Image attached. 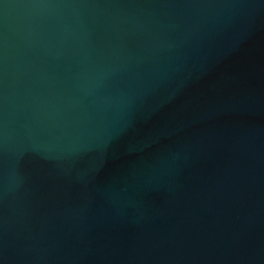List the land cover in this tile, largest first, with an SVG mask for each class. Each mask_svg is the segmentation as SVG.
Here are the masks:
<instances>
[{
	"label": "water",
	"instance_id": "obj_1",
	"mask_svg": "<svg viewBox=\"0 0 264 264\" xmlns=\"http://www.w3.org/2000/svg\"><path fill=\"white\" fill-rule=\"evenodd\" d=\"M0 264H264V0H0Z\"/></svg>",
	"mask_w": 264,
	"mask_h": 264
}]
</instances>
